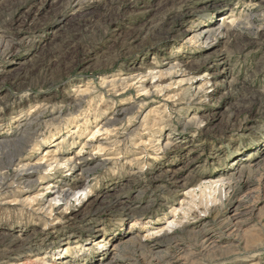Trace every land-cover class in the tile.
<instances>
[{"label":"rangeland","instance_id":"1","mask_svg":"<svg viewBox=\"0 0 264 264\" xmlns=\"http://www.w3.org/2000/svg\"><path fill=\"white\" fill-rule=\"evenodd\" d=\"M24 130L47 171L2 183L0 264H264V0H0V143Z\"/></svg>","mask_w":264,"mask_h":264},{"label":"bare ground","instance_id":"2","mask_svg":"<svg viewBox=\"0 0 264 264\" xmlns=\"http://www.w3.org/2000/svg\"><path fill=\"white\" fill-rule=\"evenodd\" d=\"M206 28V27H205ZM205 28H203L202 29V31H200L199 33H195V34H193V36H191L192 37V41L193 42H203L204 44H206L211 38H212V34H214L211 30H206ZM213 30V29H212ZM167 31H169V30H167ZM174 68H175V66H170L167 70H165V71H159V72H155V73H152V74H155V75H153L152 76V79H154V80H157L155 83H156V85L154 86V87H159L161 84L160 83H162V81H164L163 80V76H164V74H171V71L172 70H174ZM180 68V67H179ZM164 72H166V73H164ZM189 80V79H188ZM190 81V80H189ZM207 83H209V82H207ZM41 110H39V112H40ZM39 112H37V113H39ZM38 115V114H37ZM34 116H35V113H34ZM33 116V117H34ZM31 117V116H30ZM30 119V118H29ZM39 119V118H38ZM37 119V120H38ZM36 120V121H37ZM24 121V120H23ZM34 121H35V119H34ZM39 121V120H38ZM38 124H40V123H38ZM19 129V128H18ZM21 132V131H20ZM24 135V137H21V138H18V140L17 141H14V142H10V140H8V141H6V142H4V143H0V152H2V151H5V154H6V158H7V165H6V167H5V169L6 170H9V169H11V171H12V174L11 175H5L3 172V174L1 173L0 174V187H3V185H2V183L7 179V178H10V180L12 181L11 183L12 184H18V185H23V187H28V185H33V184H37V183H34V182H32V181H30L34 176H36L37 175V173L39 172V171H41V170H46V168L44 167V166H42V165H39L38 163V165H33V166H30V165H28V164H24L21 160H20V154L26 149V148H28L30 145H31V140H30V137H29V133H28V131H23L22 132ZM22 136V135H21ZM35 139V138H34ZM33 139V140H34ZM33 146V145H32ZM35 146V145H34ZM31 147V146H30ZM52 157V156H51ZM24 158V157H23ZM80 159V158H79ZM77 160V159H76ZM31 162V161H30ZM85 162H87V161H85ZM34 163V162H33ZM33 163H31V164H33ZM56 163V162H55ZM77 162H75V163H73V164H71V167L72 166H76L77 164H76ZM83 163V162H82ZM81 163V164H82ZM48 164V163H47ZM15 167H17L15 170H14V168ZM12 168H13V170H12ZM10 171V172H11ZM47 171V170H46ZM88 171V170H87ZM7 173V172H6ZM36 178V177H35ZM172 179H175V177L173 176V177H171ZM82 179V178H81ZM37 182H38V180H37ZM69 183V182H68ZM10 185V184H9ZM79 185V184H78ZM34 186V185H33ZM36 186V185H35ZM68 184L67 183H65V184H63V185H55V187H53L52 185H50V187H52V189H51V192H50V194L49 195H47L46 197H43L44 198V200L47 202V203H49V204H51V202H58V201H63V202H66V203H68V202H70L72 199H75V201L76 202H78L79 204L81 203V199H82V196H84V195H87V194H85L84 193V190L82 189V191H80V192H76V193H74V190L73 189H69L68 188ZM212 186H213V183H209V184H206V182L205 183H203V184H201L200 185V187H199V190L200 191H204V190H206V189H211L212 188ZM20 187V186H19ZM18 187V188H19ZM23 187H21V188H23ZM50 187H48V189H50ZM29 188V187H28ZM74 188V187H73ZM12 189V188H11ZM24 189V188H23ZM22 189V190H23ZM31 189V188H30ZM75 189V188H74ZM80 189H81V185H80ZM6 190H8V189H6ZM46 190V189H45ZM0 191H1V189H0ZM3 191H4V189H3ZM12 191V190H11ZM78 191V190H77ZM8 192V191H7ZM24 192H27V191H24ZM28 192H29V190H28ZM23 193V192H22ZM31 193V192H30ZM31 195V194H30ZM195 195V191L194 190H189V191H187V192H185V194L183 195L184 196V201H185V199H190V200H194V198L193 197H195L194 196ZM28 197V196H27ZM85 199V198H84ZM26 200H29L28 198H26ZM33 202H37V203H39V201H37L35 198H33V199H31ZM189 200V201H190ZM31 201V202H32ZM82 202H83V200H82ZM194 202V201H193ZM23 203V202H22ZM29 203V202H28ZM30 204V203H29ZM34 204V203H33ZM33 204H32V206H33ZM40 204H41V201H40ZM189 204V203H188ZM35 205V204H34ZM46 205V204H45ZM29 206V205H28ZM37 206H38V204H37ZM81 206V205H80ZM183 204H181L180 206H179V208H177V209H174V213H179V212H182L183 214L182 215H186L185 214V212L186 211H191L192 210V208L191 207H189V205H188V209L187 210H185V209H183ZM187 206V205H186ZM34 207V206H33ZM48 209H50V208H48ZM36 211H38V209H36ZM173 213V214H174ZM189 213L187 212V215H188ZM132 225H131V229L129 230V231H132L133 230V228L134 227H136V223L135 222H133V223H131ZM169 225L170 226H173V225H177V222H176V220L174 219V220H172L170 223H169ZM168 225V226H169ZM154 233V232H153ZM156 233H164V234H166L167 232H165V230H164V232L163 231H158V232H156ZM154 235H157V234H155L154 233ZM167 235V234H166ZM88 242V241H87ZM133 242H135V241H133ZM120 243V242H119ZM103 244V243H102ZM108 244V243H107ZM140 244V243H139ZM106 246V244L104 243L103 245H102V248L103 247H105ZM118 249V248H117ZM113 258H114V256H112ZM26 259V258H25ZM110 259H112V258H110ZM101 261V260H100ZM111 262V261H110Z\"/></svg>","mask_w":264,"mask_h":264}]
</instances>
